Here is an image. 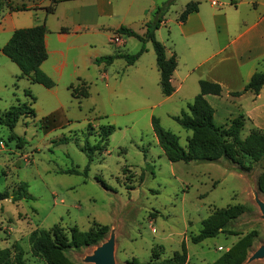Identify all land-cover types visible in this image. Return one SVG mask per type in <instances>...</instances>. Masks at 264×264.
<instances>
[{"label": "rangeland", "instance_id": "rangeland-1", "mask_svg": "<svg viewBox=\"0 0 264 264\" xmlns=\"http://www.w3.org/2000/svg\"><path fill=\"white\" fill-rule=\"evenodd\" d=\"M151 1L138 0L137 7H146ZM155 1L156 7H163L168 0ZM189 1L174 0L168 5L164 23L155 32L166 55L177 43L183 69L195 61L178 27V16ZM28 2L0 0V16L8 10L21 11L10 6L26 7ZM4 42L0 34V45ZM136 42L132 39L124 48L119 47L121 43L110 46V53L133 54L140 46ZM154 61L152 48L134 66H127L123 57L115 58L107 65L108 79L84 69L81 78L89 85L90 94L78 101L69 88L77 81L67 86L68 80L63 78L49 89L19 74L13 77L19 73L18 67L0 52V114L17 101L30 102L35 110L33 117L20 118L12 132L0 126V192H10L25 181L33 197L0 200V249L18 243L27 264H47L31 253L29 236L33 230L56 225L65 232L73 226L86 231L97 223L108 226L103 241L111 234L115 237L116 264H146L156 252L161 253L160 258L171 257L180 252L182 244L186 248L185 264H210L248 233L253 234V241L242 264H264V257L249 259L264 244V219L257 204V199L264 202L257 188L261 164L245 159L250 166L246 169L226 159L170 162L157 143L151 117H157L160 125L185 146L191 132L172 116L185 110L199 92L194 81L199 71L192 72L176 92L166 97L161 93L158 74L148 72ZM174 83L178 85L177 80ZM27 89L33 101L26 95ZM219 110L220 118L213 121L223 126L227 122L222 124L220 119L228 118L234 107L224 105ZM51 113L53 125L45 129L41 118ZM107 124L113 125L114 131L105 149L94 151L85 173L88 156L82 147L97 144L95 133ZM250 127L246 121L242 137ZM67 169H76L77 173L60 172ZM234 204L249 209L231 222L230 232L192 243L191 237L206 217L215 209ZM95 248L69 249L65 256L74 264H92L85 257Z\"/></svg>", "mask_w": 264, "mask_h": 264}, {"label": "trees", "instance_id": "trees-1", "mask_svg": "<svg viewBox=\"0 0 264 264\" xmlns=\"http://www.w3.org/2000/svg\"><path fill=\"white\" fill-rule=\"evenodd\" d=\"M53 0L51 6L46 7V12L54 11ZM174 0L163 2L162 6H157L154 10L153 19L145 23V31L139 34L132 28L120 26L114 33L127 35L136 38L140 42V48L133 54H110L95 58L94 63L111 64L115 58L123 57L126 65H132L146 51L145 44L150 42L155 54V62L159 71V87L164 96H170L174 92L171 83L172 74L177 66V56L173 52L166 55L165 46L158 41L155 36L156 30L164 22V12L168 5ZM13 10H25V6H10ZM198 10L197 1H189L178 16V22H185L188 15ZM48 29L45 22L40 24L21 27L15 29L9 39L0 47V52L4 54L19 69L20 78H27L31 83H38L45 88H52L55 82L42 69L41 64L47 59L48 53L45 45V35ZM199 92L187 103L186 109L172 118L185 130L191 132L186 138V145L179 143L178 136L173 132L163 128L159 119L151 117V126L157 143L170 162H217L226 159L243 168L250 169L246 165L245 159L252 163L261 164V173L257 178V188L264 195V129L250 127L247 134L242 137L246 121H249L244 114L239 113L229 119L223 126H218L213 121L214 109L207 100V95H221L222 87L219 83L206 79L198 81ZM264 86V71L257 70L250 77L242 90L230 92L231 96H239L245 91L251 90L257 94ZM71 96L78 101L89 96V85L78 78L75 85H70ZM26 95H31L30 90H25ZM35 110L31 103L19 102L11 104L0 114V126L6 127L10 132L22 117H33ZM43 127L50 129L53 125L54 113L41 118ZM114 131L111 124L102 125L96 131L99 141L95 145L85 144L82 147L87 153L88 163L84 168L86 173L92 155L95 150L105 149L109 135ZM94 135V132H89ZM65 139L61 141L64 142ZM61 173H77L76 169L61 170ZM11 199L19 201L21 199H32L28 192V184L21 181L16 189L12 191L0 192V200ZM248 206L234 204L215 209L208 217L202 221V226L198 233L191 237L192 243H199L207 238H212L222 232H230V225L233 220L244 212L248 211ZM108 226L94 224V227L86 231L79 230L76 226L69 228L65 232L62 228L54 225L51 229H35L30 233L29 244L31 253L34 256L43 258L47 264H74L67 260L65 253L69 249H80L86 246L99 245L106 233ZM253 234L248 233L237 241L229 250L221 254L210 264H242L247 251L252 244ZM161 253H154L146 264H185L187 260L186 248L182 244L180 252L171 257L160 258ZM0 264H27L24 259V250L18 243H13L10 247L0 249Z\"/></svg>", "mask_w": 264, "mask_h": 264}, {"label": "crops", "instance_id": "crops-1", "mask_svg": "<svg viewBox=\"0 0 264 264\" xmlns=\"http://www.w3.org/2000/svg\"><path fill=\"white\" fill-rule=\"evenodd\" d=\"M56 1L54 11L47 13L46 7L51 6L53 0H13L16 4L28 2L26 10L3 12L0 16V34L6 42L15 29L45 22L48 29L45 35L48 57L40 67L56 84L63 78L67 79V86L78 78L82 79L84 69H91L95 77L100 73L101 78L108 79L107 65L95 64L94 60L99 56L114 54L110 53V46L116 45L109 42V37L120 26L143 34L145 23L156 8L155 0L141 9L137 7L138 0ZM191 1L198 2V10L190 13L185 22H178V27L180 37L195 61L181 68L177 43L174 42L175 48L170 49L167 55L174 52L177 56V66L171 79L174 92L192 72L199 71L194 77L197 86L200 79H206L222 87L221 95L206 96L214 109L213 119L220 118L219 109L224 105H232L234 111L229 113L228 118L222 117L220 123H228L231 117L242 113L249 118L252 126L264 129V86L257 94L248 90L239 96L230 95L232 91L242 90L255 71H264V0ZM118 35L121 39L119 47L123 48L136 39ZM136 43L140 42L137 40ZM145 47V53L152 49L150 42ZM148 70L159 76L155 61ZM18 74L20 71L14 73L13 77Z\"/></svg>", "mask_w": 264, "mask_h": 264}, {"label": "water", "instance_id": "water-1", "mask_svg": "<svg viewBox=\"0 0 264 264\" xmlns=\"http://www.w3.org/2000/svg\"><path fill=\"white\" fill-rule=\"evenodd\" d=\"M257 204L264 219V202L257 199ZM115 237L110 235L105 241L96 246L93 253L85 257V261L92 264H116L114 257ZM264 257V244L254 250L249 257L250 260Z\"/></svg>", "mask_w": 264, "mask_h": 264}, {"label": "built area", "instance_id": "built-area-1", "mask_svg": "<svg viewBox=\"0 0 264 264\" xmlns=\"http://www.w3.org/2000/svg\"><path fill=\"white\" fill-rule=\"evenodd\" d=\"M109 42L115 45H119L121 43L120 35H118L117 33L112 34L109 37Z\"/></svg>", "mask_w": 264, "mask_h": 264}]
</instances>
